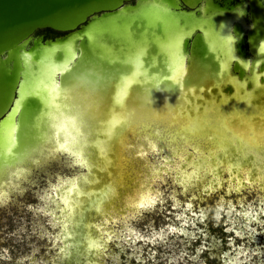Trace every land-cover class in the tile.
I'll use <instances>...</instances> for the list:
<instances>
[{"label":"bare ground","instance_id":"1","mask_svg":"<svg viewBox=\"0 0 264 264\" xmlns=\"http://www.w3.org/2000/svg\"><path fill=\"white\" fill-rule=\"evenodd\" d=\"M122 2L0 53L9 102L16 90L0 120V204L54 163L71 171L42 191L54 264H102L114 226L169 178L183 192L264 191V0Z\"/></svg>","mask_w":264,"mask_h":264},{"label":"rangeland","instance_id":"2","mask_svg":"<svg viewBox=\"0 0 264 264\" xmlns=\"http://www.w3.org/2000/svg\"><path fill=\"white\" fill-rule=\"evenodd\" d=\"M64 163L35 172L21 193L0 204V264H54L55 228L40 207L54 172L71 173ZM249 187L238 193L224 185L208 190L197 181L183 192L170 178L159 183L151 205L125 228L114 226L102 264H264V191Z\"/></svg>","mask_w":264,"mask_h":264},{"label":"water","instance_id":"3","mask_svg":"<svg viewBox=\"0 0 264 264\" xmlns=\"http://www.w3.org/2000/svg\"><path fill=\"white\" fill-rule=\"evenodd\" d=\"M102 0H0V53L14 40L31 32L32 30L50 29L62 35L67 32L79 30L84 23L88 22L92 13L111 11L113 8H101L92 11L84 20L73 27L59 29L55 26L68 24L70 17L76 16L85 10H91L93 4H100ZM128 0H123L122 3ZM134 1V0H129ZM121 5V4H120ZM117 7H114V9ZM190 49H193L191 44ZM5 75L0 76V109L1 105L9 102L5 92ZM15 89V87H14ZM16 91V90H14ZM12 91V97L7 109L0 113V120L5 117L7 110L12 108V100L16 92ZM4 95V96H3Z\"/></svg>","mask_w":264,"mask_h":264},{"label":"snow or ice","instance_id":"4","mask_svg":"<svg viewBox=\"0 0 264 264\" xmlns=\"http://www.w3.org/2000/svg\"><path fill=\"white\" fill-rule=\"evenodd\" d=\"M72 187L74 188V187H75V185H73ZM71 190H72V189H67V191H69V192H71ZM141 206H143V205H141Z\"/></svg>","mask_w":264,"mask_h":264}]
</instances>
